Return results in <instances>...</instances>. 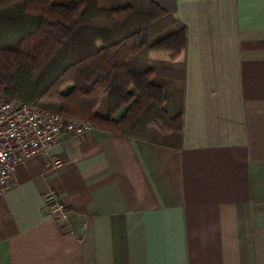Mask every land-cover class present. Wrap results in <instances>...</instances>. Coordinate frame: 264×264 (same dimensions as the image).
<instances>
[{
	"label": "crops",
	"instance_id": "crops-1",
	"mask_svg": "<svg viewBox=\"0 0 264 264\" xmlns=\"http://www.w3.org/2000/svg\"><path fill=\"white\" fill-rule=\"evenodd\" d=\"M151 1L186 27L181 146L64 134L0 195V264H264V0Z\"/></svg>",
	"mask_w": 264,
	"mask_h": 264
},
{
	"label": "trees",
	"instance_id": "trees-1",
	"mask_svg": "<svg viewBox=\"0 0 264 264\" xmlns=\"http://www.w3.org/2000/svg\"><path fill=\"white\" fill-rule=\"evenodd\" d=\"M186 27L151 0H0V96L179 148Z\"/></svg>",
	"mask_w": 264,
	"mask_h": 264
},
{
	"label": "built area",
	"instance_id": "built-area-1",
	"mask_svg": "<svg viewBox=\"0 0 264 264\" xmlns=\"http://www.w3.org/2000/svg\"><path fill=\"white\" fill-rule=\"evenodd\" d=\"M94 127L86 121L66 118L53 111L0 96V195L14 185L17 166L24 161L47 154L64 134L82 136ZM59 166V162H51ZM46 208L56 218L67 215L53 193L46 196Z\"/></svg>",
	"mask_w": 264,
	"mask_h": 264
},
{
	"label": "rangeland",
	"instance_id": "rangeland-1",
	"mask_svg": "<svg viewBox=\"0 0 264 264\" xmlns=\"http://www.w3.org/2000/svg\"><path fill=\"white\" fill-rule=\"evenodd\" d=\"M70 119V118H69ZM74 120H78V119H74ZM79 121H82V120H79Z\"/></svg>",
	"mask_w": 264,
	"mask_h": 264
}]
</instances>
